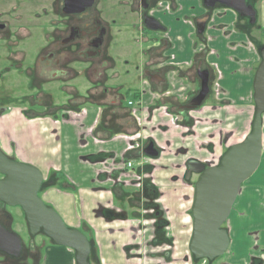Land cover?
<instances>
[{
  "label": "crops",
  "instance_id": "crops-1",
  "mask_svg": "<svg viewBox=\"0 0 264 264\" xmlns=\"http://www.w3.org/2000/svg\"><path fill=\"white\" fill-rule=\"evenodd\" d=\"M251 1L257 17L249 34L247 28H235L234 10L218 7L197 36L193 21L203 11L201 0H161L150 13L167 29L171 44L162 56L167 63L165 84L151 85L134 72L140 88L133 91L136 98L131 103L124 104L125 91L114 89L118 75L112 72L103 87L96 85L77 99L79 108L60 114L39 107L30 110L18 98L0 103V150L41 172L40 198L67 227L92 238L95 264H193L192 257H185L193 182L181 179L184 163L194 159L216 165L223 152L250 130L253 77L261 59L252 39L264 45V0ZM105 2L101 17L113 27V34L124 29L119 36L127 38L128 18L135 26H144L140 10L116 8L115 0ZM123 13L125 19L116 18ZM151 38L154 43L156 38ZM196 57L214 68L213 91L200 106L183 110L180 105L195 90ZM149 141L159 152L155 158L142 152ZM147 186L158 192L155 202L167 221L170 244L152 245L154 219L146 205L151 201L144 195ZM263 201L264 114L260 163L242 183L223 225L230 242L215 264H247L250 256L264 250ZM52 243L45 245L35 264H74L71 249ZM27 259L22 262L29 263Z\"/></svg>",
  "mask_w": 264,
  "mask_h": 264
},
{
  "label": "water",
  "instance_id": "water-1",
  "mask_svg": "<svg viewBox=\"0 0 264 264\" xmlns=\"http://www.w3.org/2000/svg\"><path fill=\"white\" fill-rule=\"evenodd\" d=\"M143 8H147L146 0H140ZM206 8H214L217 4L234 10L240 17L247 18L250 24L256 21V10L246 0H202ZM209 14L195 19L196 32H204ZM145 28L162 30L163 25L152 15L142 13ZM260 62L253 77L254 114L250 130L240 140L230 145L220 156L214 166L205 167L198 160L189 159L186 163L185 179L195 173L191 199V234L188 251L195 260L214 261L221 257L229 246V236L223 224L227 221L232 205L240 191L242 183L258 168L262 153V115L264 114V46L259 50ZM200 90L190 100L189 109L202 104L209 92L207 71H198ZM151 81L161 80L154 75ZM144 155L151 158L159 152L152 141L143 147ZM0 201L8 206H19L26 220L30 235L42 232L54 244L74 251L75 264H90L88 255L89 242L77 228L67 227L60 215L46 205L39 196L43 176L33 165L6 156L0 150ZM20 236L5 228L0 222V250L18 257L21 251Z\"/></svg>",
  "mask_w": 264,
  "mask_h": 264
},
{
  "label": "flooded vegetation",
  "instance_id": "flooded-vegetation-1",
  "mask_svg": "<svg viewBox=\"0 0 264 264\" xmlns=\"http://www.w3.org/2000/svg\"><path fill=\"white\" fill-rule=\"evenodd\" d=\"M15 2L20 3L18 0H15ZM50 3L52 8L49 11L47 10L44 12L50 14L53 12L56 14V17L50 19L49 21L52 25L51 35L48 39L45 51L38 56V60L35 64V71L43 78L49 77L58 80L73 79L84 75L87 80H89L88 82L91 83L88 89H92L93 87H96V85L103 87L109 80V78L107 79V74L111 72L118 75L116 79V81H118V69L121 62L116 61L117 59H114L111 55V44L115 34H113V27L108 26L101 17L103 12L102 8L104 7L102 3L104 4V0H50ZM146 3L148 6L147 8L142 7L140 0H115L113 5L116 8L127 7L130 10L131 8L132 10L136 8L140 10L141 13L146 12L151 15L150 10L155 8L154 6L159 7L161 0H146ZM201 5L203 7V11L200 15L194 18V28L195 19L197 17L208 13L209 21L212 10L222 7L217 4L214 8H206L203 5L202 0ZM41 11L43 12L42 8L39 9L38 12L41 13ZM4 28H6L5 24L0 22V29ZM146 29L147 28H145V30ZM166 34L167 29L164 26L162 30H155L154 32L148 34L149 37L145 40V49H147V52L140 54V57L143 58V62L138 64L137 60V66H135V73L143 75L144 80L151 85L158 86L160 84H165L163 69L164 67H167V63L162 56L166 53V51L171 49V44L169 39L166 37ZM195 34L199 36L196 32V28ZM152 35L156 38L154 43L151 38ZM123 62H125V59ZM162 63H165V65L162 66ZM192 65L193 75L195 76V90L193 95L180 105V108L183 110L188 109L190 100L200 90L201 80L198 75V71H207V84L209 88L207 96L213 91L212 78L214 75L213 71H215L214 68L212 66L208 67V65H204L203 59L199 57L194 58ZM92 75L95 76V79ZM154 75L159 76L161 80H157V83L151 81L150 78ZM126 87L127 82L119 80L114 89H117L116 92L122 91L123 93L127 90ZM147 144L148 142L144 146ZM187 161L184 163V172L181 179L183 182H189L193 177V180L195 181L197 175L193 172L191 173L189 179H185ZM208 166L209 165L205 164V167ZM194 181L191 183L192 191ZM154 203L156 204V202ZM157 206L155 215L161 214L160 217L163 218L164 213ZM14 208L19 209L18 211L22 212L19 206L11 207L5 204V202L0 201V222L9 230H11L9 227V222L11 220L9 211ZM21 215L24 218L23 213H21ZM38 234H40L41 237L40 241L37 242L36 237ZM27 242L28 243L25 244L21 240L22 247L18 257L10 256L0 250V264H27L28 262L23 263V260L26 259V257L28 258L27 260H29L28 264H35L39 259V256L43 255L45 245L51 241L42 232L30 235L28 231ZM166 252L167 254L170 253L168 250ZM88 261L90 264H95L91 255H89ZM201 261L202 259L197 262L195 261V263L193 261V264H197Z\"/></svg>",
  "mask_w": 264,
  "mask_h": 264
},
{
  "label": "rangeland",
  "instance_id": "rangeland-1",
  "mask_svg": "<svg viewBox=\"0 0 264 264\" xmlns=\"http://www.w3.org/2000/svg\"><path fill=\"white\" fill-rule=\"evenodd\" d=\"M18 1L20 3L15 0H1L0 2V22L6 26V28L0 29V103L2 105L11 104L15 102L14 99L18 98L17 102L24 104L30 110L39 107L40 110L44 109V112L52 111L57 114L68 111V109L79 108L76 107L80 102L77 99L85 95L86 91L91 90L88 89L91 83L88 82L86 76L58 80L49 77L43 78L35 71L38 56L45 51L51 35L52 25L49 21L56 17L53 12L51 14L44 12L52 8L50 0ZM102 5H107L105 0ZM41 8L43 12L40 13L38 11ZM125 13L117 14L116 18L125 19ZM128 20L131 23V33L126 39L120 38L119 34L124 29H118L111 44V55L117 59L116 61L121 62L118 69V81L124 79L127 82V90L123 93L124 104L131 103L136 98L133 96V91L139 90L140 87L139 84H136L133 75L135 66H137V60L138 64L143 62L140 57L141 46L142 51L147 52L144 41L148 38L149 33L154 32L144 30V26L138 24L135 26L131 18ZM124 59L125 62H123ZM118 81H114L115 86ZM262 204L264 205V201ZM18 210L14 208L9 211L11 215L9 227L27 244V223L21 215L23 212ZM40 236L38 234L36 240ZM186 251L187 256L185 257L191 259V256H188L190 255L189 251L187 249ZM170 252H172L171 249ZM257 254L250 256V262L247 264H264V250H259ZM202 260L204 263L199 262L198 264H215V261L210 263L205 258ZM220 263L230 264L227 261Z\"/></svg>",
  "mask_w": 264,
  "mask_h": 264
},
{
  "label": "trees",
  "instance_id": "trees-1",
  "mask_svg": "<svg viewBox=\"0 0 264 264\" xmlns=\"http://www.w3.org/2000/svg\"><path fill=\"white\" fill-rule=\"evenodd\" d=\"M246 1H247V3L251 2V0H246ZM254 8H255V5H254ZM255 25H256V21H255L254 24H250L247 18L240 17L238 15V21L235 24V28L238 29V30L239 29L241 30V27L245 28V29L247 28V33H248L250 31V29L252 27H254ZM252 41L258 46V51L260 50V48L262 46H264L263 44L259 43L256 40L252 39ZM43 186H44V184L42 183L41 189H42ZM146 189L147 190L144 189L145 190L144 195L147 198V200L148 199L151 200L150 202H146V205H147V208H151L152 209V214H151L150 217L154 219V222H153L154 235H153V239H152V245L156 246V245H161V244H165V243L166 244H170L171 240H170V238L166 237V231H165V228L167 226V221L164 218L160 217L161 214L155 215V213L157 211L156 210L157 204H155L154 202H155V199L158 197V192L156 191L155 187L147 186ZM81 232L86 236V238H87V240L89 242V246H90L89 255H91L92 258L96 259L95 245L93 243L92 238L88 237V235L85 232H83V231H81ZM89 255H88V257H89ZM192 259H193L194 263H195V261L196 262L198 261V260H195L193 257H192ZM209 262L211 263V261H209Z\"/></svg>",
  "mask_w": 264,
  "mask_h": 264
},
{
  "label": "built area",
  "instance_id": "built-area-1",
  "mask_svg": "<svg viewBox=\"0 0 264 264\" xmlns=\"http://www.w3.org/2000/svg\"><path fill=\"white\" fill-rule=\"evenodd\" d=\"M130 103V102H129ZM132 147V146H131ZM131 163H128V166H130ZM201 263H204V260L201 261Z\"/></svg>",
  "mask_w": 264,
  "mask_h": 264
}]
</instances>
